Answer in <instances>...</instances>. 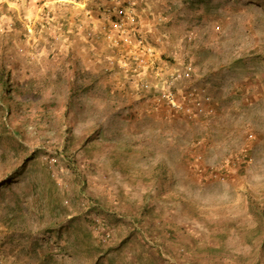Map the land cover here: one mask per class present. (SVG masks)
Masks as SVG:
<instances>
[{
  "label": "rangeland",
  "instance_id": "374dc122",
  "mask_svg": "<svg viewBox=\"0 0 264 264\" xmlns=\"http://www.w3.org/2000/svg\"><path fill=\"white\" fill-rule=\"evenodd\" d=\"M147 1L140 35L193 65L178 92L205 86L213 115L122 91L80 7L0 0L8 263L264 264V0Z\"/></svg>",
  "mask_w": 264,
  "mask_h": 264
},
{
  "label": "built area",
  "instance_id": "2783aa9c",
  "mask_svg": "<svg viewBox=\"0 0 264 264\" xmlns=\"http://www.w3.org/2000/svg\"><path fill=\"white\" fill-rule=\"evenodd\" d=\"M80 7L84 18L73 20L87 42L102 44L117 53L108 60L107 70L122 72V91L140 92L151 110L169 108L193 120L215 113L205 86L187 87L181 94L180 84L191 82L195 69L191 63L175 65L160 57L157 49L143 40L142 13L147 0H59ZM43 9V7H42ZM48 16L44 23H49ZM31 27V26H30ZM31 30V28H29ZM222 170V165L216 167ZM215 169V168H214ZM0 264H10L0 254Z\"/></svg>",
  "mask_w": 264,
  "mask_h": 264
},
{
  "label": "crops",
  "instance_id": "0c3cea01",
  "mask_svg": "<svg viewBox=\"0 0 264 264\" xmlns=\"http://www.w3.org/2000/svg\"><path fill=\"white\" fill-rule=\"evenodd\" d=\"M16 92H17V91H16ZM16 92H11V93H12V96H13V97H12V98H13V100H18V98H20V97H18L17 95H16V96H14ZM9 94H10V93H9ZM13 100H11V102H12ZM140 184L144 186V184H145V183H143V182H140Z\"/></svg>",
  "mask_w": 264,
  "mask_h": 264
},
{
  "label": "trees",
  "instance_id": "16d2710c",
  "mask_svg": "<svg viewBox=\"0 0 264 264\" xmlns=\"http://www.w3.org/2000/svg\"><path fill=\"white\" fill-rule=\"evenodd\" d=\"M148 9H149V8L147 7V10H148ZM143 13H144V12H143ZM143 13H142V14H143ZM0 185H1V184H0ZM216 248H217V246H213V247H211V248H209V249L207 248V250L212 251V252H216V251H217Z\"/></svg>",
  "mask_w": 264,
  "mask_h": 264
}]
</instances>
